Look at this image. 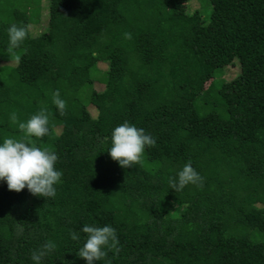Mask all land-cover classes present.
Here are the masks:
<instances>
[{
	"label": "trees",
	"instance_id": "1",
	"mask_svg": "<svg viewBox=\"0 0 264 264\" xmlns=\"http://www.w3.org/2000/svg\"><path fill=\"white\" fill-rule=\"evenodd\" d=\"M45 1L0 0V142L23 135L12 113L43 111L32 140L63 177L54 198L0 182V264H33L47 241L41 264H86L85 224L119 240L98 264H264V0H210L208 17L192 0ZM13 23L29 35L9 53ZM125 121L156 141L128 168L107 152ZM189 161L202 183L175 192Z\"/></svg>",
	"mask_w": 264,
	"mask_h": 264
},
{
	"label": "clouds",
	"instance_id": "2",
	"mask_svg": "<svg viewBox=\"0 0 264 264\" xmlns=\"http://www.w3.org/2000/svg\"><path fill=\"white\" fill-rule=\"evenodd\" d=\"M9 53L20 48L29 35V28L23 24H11L7 29ZM125 39H132L131 33H124ZM52 102L64 114L66 101L61 99L59 90L52 94ZM11 124L18 125L23 133L19 138L6 137L0 142V182L7 184L9 191L17 193L27 190L39 197L54 198L56 185L63 177V171L55 167L58 155L47 147H38L33 137L41 138L48 133V116L43 112L33 114L27 121H18L15 113L9 116ZM111 145L107 152L120 167L128 168L138 163L146 148L155 146V138L143 128L125 121L111 132ZM202 183V177L193 168L191 161L185 163L176 177L170 180V188L175 192L183 190L189 184ZM81 231L86 234L82 246L76 252L86 264H98L109 251L118 252L119 240L116 231L110 225L93 226L85 224ZM73 241H79L76 232L70 233ZM55 250V244L47 241L31 254L33 264H41L42 259Z\"/></svg>",
	"mask_w": 264,
	"mask_h": 264
},
{
	"label": "rangeland",
	"instance_id": "3",
	"mask_svg": "<svg viewBox=\"0 0 264 264\" xmlns=\"http://www.w3.org/2000/svg\"><path fill=\"white\" fill-rule=\"evenodd\" d=\"M209 4V5H208ZM47 5V2L44 0V4H42V6H45L46 7ZM188 9H189V12H195L196 11H199L201 14H203L204 17H208V14L211 13V6H210V0H192L189 4H188ZM209 6V8H208ZM47 13L49 12H45V15L41 21V23L38 25V27L41 28V31L46 28L47 24H48V21L46 20V18L48 17L47 16ZM101 68L105 71L107 68H108V65L106 64H102L101 65ZM240 64H233L232 66H229L228 68H226L224 70V74H223V79L225 81H230L232 79H234L236 76H238L240 74ZM95 88L99 91H102L104 90V85L103 84H100V83H97L95 85ZM93 106H89L88 110H89V113L95 117L97 116L95 111L93 110Z\"/></svg>",
	"mask_w": 264,
	"mask_h": 264
}]
</instances>
